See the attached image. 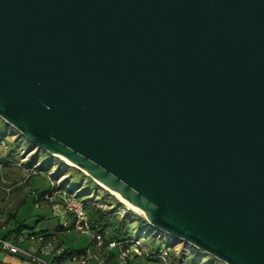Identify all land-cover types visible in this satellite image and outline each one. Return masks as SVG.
Instances as JSON below:
<instances>
[{"label":"water","instance_id":"95a60500","mask_svg":"<svg viewBox=\"0 0 264 264\" xmlns=\"http://www.w3.org/2000/svg\"><path fill=\"white\" fill-rule=\"evenodd\" d=\"M0 117L159 233L264 264V0H0Z\"/></svg>","mask_w":264,"mask_h":264},{"label":"rangeland","instance_id":"374dc122","mask_svg":"<svg viewBox=\"0 0 264 264\" xmlns=\"http://www.w3.org/2000/svg\"><path fill=\"white\" fill-rule=\"evenodd\" d=\"M7 139L8 141H11L13 139H18L20 141L19 148L21 149L23 146L26 147L25 150H21V157H20V159L23 158L22 160L25 161L24 163H26V165L19 166L18 164H15L13 166H10L9 169L6 168L5 166L1 167L2 169L0 170V236L3 233V228H2L3 224H5L8 217L12 215L14 211H16L17 209H18L16 211L17 220L19 222L27 224L29 227L35 226L36 215L39 214V210L44 206L46 207L49 206L52 209L53 215L61 219L58 213L55 214V211L57 209L56 205H60L57 199L46 200L44 196H39L38 198L39 205L36 206V200H35L37 194L36 192L46 191L50 188L51 181L49 178L50 175L49 173H53V175L55 174V178L59 177L60 175H62L60 177L61 179L65 177V179L62 180L61 187L64 188L66 187L67 183H70L75 188L79 189L78 194L84 195V198H88L89 194L92 192L94 194H97V197H99V199L101 198L104 199L105 201H113V199L120 201L122 206L120 210L121 215L122 213H124V209L125 211H128L129 214H132L131 227L134 230V234L142 230L151 232V226L149 225L148 221H146L145 216L142 213L134 210L131 206L121 201L114 193L110 192L102 185L97 184L90 176L86 175L82 170L79 169L82 174L78 172L76 170L78 168L67 163L66 160L63 159L62 157L50 155L47 152H45L43 149L34 147L26 138H24V136L21 135V133L16 128H14L9 124H8ZM24 139L25 141L28 142L25 143ZM34 148L36 149L34 150ZM5 149L6 147L3 144H1L0 157L4 153ZM29 150L32 151L28 153ZM33 156L36 158L35 161L29 163L28 161ZM38 159L46 161L47 165L49 166H45L40 170H37V174H38L37 175V174H33L32 168L34 167ZM26 160L28 161L26 162ZM13 168L17 170L15 171L13 170ZM39 171H42V173H40ZM93 197H95V195H93ZM24 199L25 202L23 203L22 206H20L22 200ZM9 224L11 226H14L15 221L12 220ZM154 233L156 234V237H158L157 236L158 231L155 230ZM78 235L80 239L79 246L88 245L90 238L87 236L84 237L80 234ZM26 237L27 235L26 233H24L19 237V239ZM164 240L173 242V239L167 235L165 236ZM143 241L148 245V247H156L162 243L161 240L152 239V237L144 238ZM31 243L32 241L30 239H24L21 241V246L26 249ZM194 257H202L203 262L205 263H210L213 261L215 263H219V264L221 263L220 261L216 260L213 256L206 254L204 251L196 250L194 254L191 255L186 254L184 264H196L193 262ZM72 263L81 264L79 262H72ZM52 264H56V263H52Z\"/></svg>","mask_w":264,"mask_h":264},{"label":"built area","instance_id":"2783aa9c","mask_svg":"<svg viewBox=\"0 0 264 264\" xmlns=\"http://www.w3.org/2000/svg\"><path fill=\"white\" fill-rule=\"evenodd\" d=\"M35 149L36 148H34V150ZM32 150H29L28 153ZM22 159H20L15 164H18L19 166L26 165V163H24L25 161ZM27 161L28 160H26V162ZM40 165L41 162L35 163L34 167L32 168L33 174H37V170L41 169ZM0 167H2V164H0ZM39 172L42 173V171ZM49 174L51 181L50 188L48 192L44 193L43 196L46 200L57 199L60 205H56L57 209L55 208V214L58 213L63 220L67 217L70 219V221L66 220L63 222V229L61 233H69L74 231L77 234L88 236L93 245L106 248L107 250L105 254H98L91 247H87L81 253L68 257V260L79 262L81 264H89L91 261H96L98 264H104L106 260V254L109 251L115 249L118 251L119 260L125 264L128 263L131 257L146 258L153 261V264H171V251H174L177 255L180 254L181 248L187 249L190 254L194 252L195 249L193 247L189 246L188 244L178 242L177 239L173 238L175 242L172 246L163 243L158 252L155 254L143 241V239L146 238L145 234H141L130 241L109 240L106 242L105 236L103 234L96 233L92 230L89 221V214L82 201V197L78 195V189L71 190L72 186L70 183H67L66 187L64 188L61 187L62 180H64L65 177L61 179L60 177L62 175H60L59 177L55 178V174ZM38 198L39 195L36 194V206L39 205ZM160 235L162 234L158 232V237H160ZM26 238L38 242L40 244L39 251L44 255L59 257L64 254V250L55 245L54 239L51 236H47L45 234H35L27 236ZM26 238H21L18 242H15L11 239L0 236V254L7 253L12 255H20L27 262L51 264L49 261L40 257L38 253L29 251L20 245L21 241ZM154 258H157V260H154ZM198 259H200L199 263H197ZM195 262L197 264H204L201 258H196Z\"/></svg>","mask_w":264,"mask_h":264},{"label":"trees","instance_id":"16d2710c","mask_svg":"<svg viewBox=\"0 0 264 264\" xmlns=\"http://www.w3.org/2000/svg\"><path fill=\"white\" fill-rule=\"evenodd\" d=\"M7 135H8V123H6L0 117V145L3 144L6 147L4 153L0 157V164H2V167L15 165V163H17L21 157V150H25L26 148L25 146H23L24 148L23 147L21 149L19 148L20 141L18 139H13L11 141H8ZM26 142L28 141H25V143ZM35 159L36 158L33 156L28 162L32 163L35 161ZM37 162H41V165H40L41 168L45 166H49L47 165L46 161H43L41 159H38L36 163ZM1 169L2 168L0 167V170ZM76 170L81 173L79 169H76ZM71 186H72L71 190L77 189L72 184ZM48 190L42 191V192H36V193L39 196H43L44 193L48 192ZM78 195L82 197V201L85 205V208L87 209L92 230L95 231L96 233L103 234L105 236L106 242H108L109 240L130 241L131 239L141 234H145L146 238L152 237V239H159L162 241L160 245L156 247H150L152 252L155 254L158 252V250L160 249L163 243H166L172 246L175 242L173 238H172L173 242L164 240L166 235H160V237H156V234L154 233L155 230H153L152 227H151V232L142 230L134 234V230L131 227V221H132L131 215L132 214H129L128 211H124V213H122L121 215L120 210L122 206H121L120 201L116 199H113V201H105L104 199H101V198L99 199V197H97V194H94L92 192L89 194L88 198H84V195H80V194ZM93 195H95V197H93ZM15 217H16V213H13L12 215L8 217V220L15 219ZM26 228L27 227L24 224L20 223L19 225H17L15 229L10 231L9 234H13V236L12 235L9 236L8 234L3 237L11 239L15 242H18L19 237L23 235V231ZM32 228L34 229V227ZM35 234H45L47 236H50L44 232H30V233H27L26 235L30 236V235H35ZM82 251H84V249H81V250L66 249L64 251V254L62 256H59L58 258H61V259L68 258L74 254H79ZM195 251L196 250H194V252ZM194 252L192 254H194ZM186 254H190V253L187 251V249H184V248H181L179 255H177L174 251H171L170 263L171 264H184ZM196 258H199V257H194V260H193L194 263H196L195 262ZM154 260H157V258H154ZM202 262H203V259H202ZM203 263L204 264H219V263H215L214 261L210 263H205V262ZM0 264H3V263L0 261Z\"/></svg>","mask_w":264,"mask_h":264},{"label":"crops","instance_id":"0c3cea01","mask_svg":"<svg viewBox=\"0 0 264 264\" xmlns=\"http://www.w3.org/2000/svg\"><path fill=\"white\" fill-rule=\"evenodd\" d=\"M5 167L9 169L10 166H5ZM13 170L16 171L17 169L13 168ZM37 192H40V191H37ZM24 202H25V199L22 200L20 206H22ZM16 211H14V213H16ZM12 220L15 221L14 226H11L9 224ZM12 220L7 219L5 224H3V226H2L3 233L1 236L8 235L10 233V231L15 229L17 227V225L22 223V222H19L17 220V214H16L15 219H12ZM66 220L70 221V219L68 217L64 220L55 217L53 215L52 209L49 206H47V207L44 206L43 208H41L39 210V214L36 215V219H35L36 223H35L34 229L32 227H29L27 224L22 223L27 227L23 231V234L24 233L27 234L30 232H44V233L50 235L51 237H53L55 245L57 247L62 248L64 251L66 249L81 250V249H85L87 247H91L98 254H105L107 252L106 248L99 247L97 245H93L91 243V240H89L88 245L79 246V243H80L79 235L74 233V232L61 233V231L63 229L62 224ZM10 235L13 236V234H9V236ZM82 236L85 237V235H82ZM26 239H28V238H26ZM31 241H32V243L26 249L29 251L38 253V255L40 257L51 262V264L52 263L73 264L72 262H75V261H70L67 258L61 259L58 257H52V255H44L39 251L40 244L34 240H31ZM20 245H21V243H20ZM0 261L3 264H38V263L27 262L20 255H12V254H7V253L0 254ZM89 264H98V263L96 261H91ZM104 264H125V263H123L119 260L118 251L113 249L106 254V260H105ZM127 264H153V261L146 260V259L141 258V257H131V259L128 261Z\"/></svg>","mask_w":264,"mask_h":264},{"label":"bare ground","instance_id":"6f19581e","mask_svg":"<svg viewBox=\"0 0 264 264\" xmlns=\"http://www.w3.org/2000/svg\"><path fill=\"white\" fill-rule=\"evenodd\" d=\"M64 159V158H63ZM66 160V159H65ZM66 162L67 163H69L70 165H73L71 162H69V161H67L66 160ZM103 187H105L104 185H103ZM112 192V191H111ZM112 193H114V192H112ZM115 194V193H114ZM116 195V194H115ZM117 196V195H116ZM118 197V196H117ZM121 201H123L120 197H118ZM124 202V201H123ZM124 203H126V202H124ZM127 205H129V206H131L134 210H136V211H138V212H140V213H142L143 215H144V213L139 209V208H137V207H134V206H132V205H130V204H128V203H126Z\"/></svg>","mask_w":264,"mask_h":264}]
</instances>
